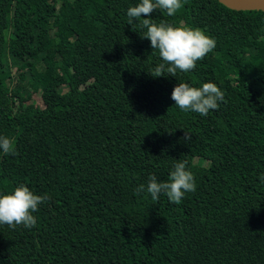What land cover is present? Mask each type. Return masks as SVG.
Here are the masks:
<instances>
[{
    "label": "trees",
    "instance_id": "trees-1",
    "mask_svg": "<svg viewBox=\"0 0 264 264\" xmlns=\"http://www.w3.org/2000/svg\"><path fill=\"white\" fill-rule=\"evenodd\" d=\"M137 3L0 0V136L15 147L0 150V194L51 197L36 227L0 225V264H264V10L157 9L155 23L217 44L191 72L153 77L158 50L127 24ZM206 82L227 102L180 111L174 87ZM181 161L196 191L153 201L148 177L167 182Z\"/></svg>",
    "mask_w": 264,
    "mask_h": 264
},
{
    "label": "clouds",
    "instance_id": "clouds-1",
    "mask_svg": "<svg viewBox=\"0 0 264 264\" xmlns=\"http://www.w3.org/2000/svg\"><path fill=\"white\" fill-rule=\"evenodd\" d=\"M185 0H139L135 6L127 9V24L139 22V28L145 29L142 38L151 42V48L158 50L163 63L152 71L153 77L165 75L176 76L177 71L188 73L194 70L216 48V39L199 28L186 25L173 26L166 22L155 23L151 17L159 9L168 16H175L183 8ZM147 17V18H144ZM171 99L182 112H196L207 116L211 110H219L221 103H226L224 92L214 82H206L201 87H193L188 83H178ZM183 139H192L186 133ZM0 150L5 154L15 152L14 142L8 137L0 136ZM264 182V175L260 177ZM145 186L139 185L135 194L140 195ZM197 189L193 173L186 163L181 161L174 165L167 182H158L153 174L148 177L147 192L153 201H158L161 194L167 196L169 202L179 205L186 193H194ZM51 197L47 194L37 195L29 187L21 184L10 194H0V225L6 224L11 229L23 225L31 229L37 226V217L33 213L39 211V205L46 203Z\"/></svg>",
    "mask_w": 264,
    "mask_h": 264
},
{
    "label": "water",
    "instance_id": "water-1",
    "mask_svg": "<svg viewBox=\"0 0 264 264\" xmlns=\"http://www.w3.org/2000/svg\"><path fill=\"white\" fill-rule=\"evenodd\" d=\"M231 10L252 11L264 10V0H216Z\"/></svg>",
    "mask_w": 264,
    "mask_h": 264
},
{
    "label": "rangeland",
    "instance_id": "rangeland-1",
    "mask_svg": "<svg viewBox=\"0 0 264 264\" xmlns=\"http://www.w3.org/2000/svg\"><path fill=\"white\" fill-rule=\"evenodd\" d=\"M52 76H56V72H52ZM32 100L33 102L36 104V105H40L41 106V100H40V97L36 94H33L32 96ZM207 165V162L206 161H203L202 164H197L194 168V171L196 173H202V169L204 166Z\"/></svg>",
    "mask_w": 264,
    "mask_h": 264
}]
</instances>
